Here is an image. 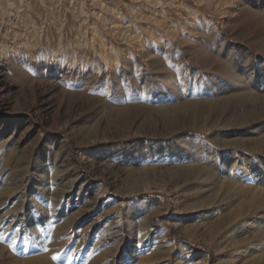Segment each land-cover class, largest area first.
Segmentation results:
<instances>
[{
    "label": "rangeland",
    "instance_id": "1",
    "mask_svg": "<svg viewBox=\"0 0 264 264\" xmlns=\"http://www.w3.org/2000/svg\"><path fill=\"white\" fill-rule=\"evenodd\" d=\"M251 91L263 97L248 103ZM260 126L264 0H0V264H175L180 245L223 264L219 221H264L234 166H264ZM144 141L168 156L125 162ZM23 176L57 182L59 230L23 223ZM197 201L221 219L193 224Z\"/></svg>",
    "mask_w": 264,
    "mask_h": 264
},
{
    "label": "bare ground",
    "instance_id": "2",
    "mask_svg": "<svg viewBox=\"0 0 264 264\" xmlns=\"http://www.w3.org/2000/svg\"><path fill=\"white\" fill-rule=\"evenodd\" d=\"M226 78V84L228 83L230 85V78ZM243 89L245 88L243 87ZM262 97L263 95L259 94L258 92L254 93L251 91L246 95L245 101L248 103L255 102V100H260ZM131 111L132 110L128 108H111L109 109V115L113 118H116L118 121H125L129 116V112ZM134 112L137 113L139 111L134 110ZM250 131V133H252V136H264V129L262 126L251 129ZM252 145L253 151H255L256 149L259 150L260 142L258 143L254 141V139H252L251 146ZM139 146L144 148V152H137L134 154V156H131L132 154H130V152L122 153V157L123 159L125 158V162L128 161L133 165L141 163L143 165L148 164L153 166L155 163L159 162L158 160L160 158L168 156L167 154H154L150 143L147 141L137 143L136 148H138ZM235 165L241 168V174L237 176L239 183L237 190H240L242 192L241 197L244 195L246 197V200L249 199L250 201L254 202V205L257 208H255L256 210H264V166L259 162L255 163L252 157H240L239 160H236V162H234V166ZM45 176H43L41 180L34 181H27L23 176L21 180L22 185L27 184L25 186L27 188V192L24 194L28 198H32L33 200L27 207V210L30 212V214L24 215L26 218L23 223H27V227H31L32 222L35 221V225H33L34 232L45 230L46 227L52 225L55 231L59 230L58 226H55V224L60 220L62 212L60 210V207L58 205H55V202L47 196L51 194L53 190H55L57 182L53 181L52 177L51 180H46ZM86 196L87 195L85 194V200ZM71 198H73V195L71 196ZM79 201H81V198L77 197L74 202L78 203ZM10 203L15 205L14 200ZM200 203V201H197L191 206V208L187 209L188 212L185 217H187L188 220H192L193 224H196L197 222L204 224L208 220L220 216V208H222L223 206L217 207L214 205L212 207H206L203 205L201 206ZM221 216L216 219H221ZM237 216L238 217H236L234 223L232 222L233 224L230 226V228L224 231H222V229L224 228L225 221H223L222 218V220L219 221L217 227L219 232H215L213 235V239L217 242L218 249L222 252L223 264H264V221L257 222L256 217H254L249 210H246V212H244V210L241 209L239 210ZM188 220H184V223L188 222ZM143 227L142 225H139V229L142 231L144 230ZM54 247V245L51 247H44L42 251L43 253L46 252L48 254L50 252L53 253L56 248ZM105 248H108V244ZM176 248L178 251L174 256L175 264H204L203 261H200L198 259V255L191 251V248L185 247L183 245H180ZM58 258L62 259L63 256L60 255ZM128 259V257H123L122 263L120 264H124V262H126ZM71 260H73V257H70V261ZM21 264H47V256H45L44 254H40L38 256L29 257L26 260L22 261Z\"/></svg>",
    "mask_w": 264,
    "mask_h": 264
}]
</instances>
